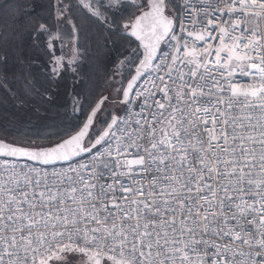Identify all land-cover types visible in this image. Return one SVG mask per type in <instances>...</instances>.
<instances>
[{
	"label": "snow or ice",
	"instance_id": "1",
	"mask_svg": "<svg viewBox=\"0 0 264 264\" xmlns=\"http://www.w3.org/2000/svg\"><path fill=\"white\" fill-rule=\"evenodd\" d=\"M0 264H264V0H0Z\"/></svg>",
	"mask_w": 264,
	"mask_h": 264
}]
</instances>
